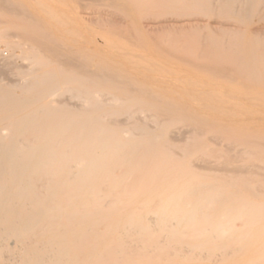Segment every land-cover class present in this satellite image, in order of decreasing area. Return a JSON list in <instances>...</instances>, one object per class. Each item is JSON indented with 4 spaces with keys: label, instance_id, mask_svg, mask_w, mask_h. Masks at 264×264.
<instances>
[{
    "label": "bare ground",
    "instance_id": "1",
    "mask_svg": "<svg viewBox=\"0 0 264 264\" xmlns=\"http://www.w3.org/2000/svg\"><path fill=\"white\" fill-rule=\"evenodd\" d=\"M90 1L189 74L60 1L0 0V264H264V36L158 17L242 23L264 0Z\"/></svg>",
    "mask_w": 264,
    "mask_h": 264
},
{
    "label": "rangeland",
    "instance_id": "2",
    "mask_svg": "<svg viewBox=\"0 0 264 264\" xmlns=\"http://www.w3.org/2000/svg\"><path fill=\"white\" fill-rule=\"evenodd\" d=\"M55 2L60 1V4L62 7L69 9L72 13L77 15L81 21L84 22V24L91 30V32L94 34V36L97 38V40L104 45V38H107L110 40V44H116L118 46H121L123 48H126L128 51H132L136 54H139L140 56H143L147 58L148 61H156L155 64L156 70L158 73L165 75V78L170 79L171 81H175V79L170 78L173 77V75H176L178 73H184L186 76L189 74L187 73L181 63H177L176 61H168L169 58L166 55V53L160 54L155 50V47L151 44H148L146 47H138L130 43L128 39H124L123 37L114 35L111 33V27L104 26L102 27L99 24L100 16H103L106 20L109 21H116L120 24L123 22L125 23L124 19L121 16H118V13H115L113 9L105 8V9H99L91 2L90 0H54ZM114 15H113V13ZM117 17H116V16ZM256 15L251 14L249 15L244 22L238 21L235 16H232L228 12H219V14L216 13H204V15L200 16H191V17H185L181 18L177 15L174 14H164L161 16H158L161 19L165 18H172L173 20H184L190 18L192 22H199L200 24L202 23H207L210 27V30H216L218 28H224L228 29L230 31H236V30H241L244 31L242 32L243 39H242V45L245 46L247 42L253 41L255 37H262L264 36V19L262 18H257L255 17ZM121 17V18H119ZM150 19L145 20V24H149L153 21L155 16L149 17ZM123 19V20H122ZM256 19V20H255ZM121 20V21H120ZM212 28V29H211ZM96 50V48H95ZM2 54H10L9 51L6 49H1L0 51ZM0 53V56H1ZM161 56L163 57L161 59ZM6 57V55H5ZM1 58V57H0ZM163 59L166 61V63H163ZM0 63L3 64V61L0 60ZM25 64V62L23 63ZM0 70L2 72H5V74H2V79H4L8 83H13L15 84L17 79L16 77H13L12 75L8 74V70L5 66H0ZM188 71V69H186ZM186 73H185V72ZM196 73H199V75L205 77V79H210L211 75L210 74H205L203 71H196ZM219 83H224V80L218 79ZM249 95L252 98H257L256 92H248ZM22 93L19 92L18 95H21ZM259 113H264V112H259ZM246 125L249 128H256L257 124L255 123H246ZM259 165L264 166V162H259L256 161ZM155 217L154 215H152ZM102 230H104L103 227H101ZM15 240L13 238L8 240V243L13 247L14 246ZM218 253V251H216ZM5 262V259H0V263ZM22 264V263H19ZM40 264H48L44 261H41Z\"/></svg>",
    "mask_w": 264,
    "mask_h": 264
}]
</instances>
